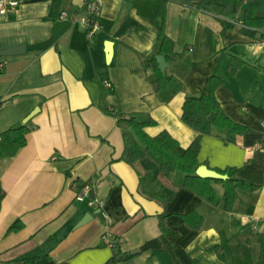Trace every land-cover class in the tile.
I'll return each instance as SVG.
<instances>
[{
  "label": "crops",
  "instance_id": "0c3cea01",
  "mask_svg": "<svg viewBox=\"0 0 264 264\" xmlns=\"http://www.w3.org/2000/svg\"><path fill=\"white\" fill-rule=\"evenodd\" d=\"M51 1L22 0L0 12V51L25 46L22 53L0 56V134L35 111L26 146L0 159L6 191L0 264L34 257V264H106L117 251L127 257L113 264H180L177 249L200 264H264V44L239 21L222 34L227 18L218 0H166V32L180 54L167 71L184 83L170 99L168 92L154 91L155 72L147 62L160 33L159 0H101L99 28L91 37L79 23L51 19ZM63 2L62 11L72 15L82 12L85 0ZM246 7L240 4L236 17ZM57 24L67 28L49 48H30L49 39ZM231 56L246 64L235 75L228 68ZM213 74L223 79L216 97L224 112L248 128L233 141L217 127L200 137V165L238 168L231 211L223 200L213 206L181 187L184 174H164L153 154L134 164L122 160V131L106 111L154 119L148 134L167 130L183 151L198 136L182 120L185 97L200 95ZM86 181L95 183L91 198L79 201ZM214 187L222 197V185ZM192 210L204 218L201 229L183 219ZM17 219L23 228L8 232ZM103 234L117 239V247Z\"/></svg>",
  "mask_w": 264,
  "mask_h": 264
},
{
  "label": "trees",
  "instance_id": "16d2710c",
  "mask_svg": "<svg viewBox=\"0 0 264 264\" xmlns=\"http://www.w3.org/2000/svg\"><path fill=\"white\" fill-rule=\"evenodd\" d=\"M64 0H52L50 3L49 16L54 21L60 19L62 5ZM223 7L220 14L224 16L222 34L235 27L237 21L245 23L247 30L244 32L255 41L264 42V0H218ZM243 2H247V7L242 11L239 17H236L238 7ZM166 0H159L158 9L155 17L160 19L161 27L154 51L148 56L147 62L154 70L155 77L150 81L154 91L157 94L168 92L170 99L184 91V83L176 76L167 72L163 73L159 69L157 55H163L170 65L176 61L180 54L176 52L175 41L166 32ZM67 25H58L54 28L51 37L38 44L32 45L33 50H44L49 48L58 37L65 31ZM245 64V61L237 56H231L229 60V72L235 75ZM203 87L202 93L198 96L187 95L182 108V120L198 136L193 139L190 145L179 150L178 141L168 132L162 130L155 135H150L146 131L147 127L154 126L155 120L152 118L144 119L142 114L134 112L120 114L115 110H108L115 116L117 125L122 131L124 138V151L122 160L129 164L144 160L153 154L160 159L159 170L166 175L180 172L184 174L181 187L196 192L204 201L213 206L222 204L225 211H231L238 198L237 187L240 180L237 178V167L228 166L226 168H212L217 172L227 176L226 179L205 178L199 176L196 171L200 166L198 155L201 148V135L212 134L215 127L227 130L230 133L228 139L233 141L235 136L244 134L248 128L233 119H231L221 107L217 97L216 90L223 84V79L213 74ZM112 84L109 85L111 89ZM29 131L28 123L14 125L0 134V159L12 157L27 144V133ZM214 184H221L224 188V194L220 197L214 187ZM258 186L251 185L255 190ZM6 196V191L2 186L0 179V203ZM160 227L162 232H167L164 224V216L160 215ZM184 221L192 228L201 229L204 224L203 216L196 210H192L183 215ZM23 222L17 219L8 232L20 231L23 228ZM117 247V245L115 246ZM114 247V248H115ZM175 254L180 264H200L192 258L186 250L177 249ZM130 257V255H128ZM38 258H23L24 264H34ZM121 260L120 251L113 254L106 264H113Z\"/></svg>",
  "mask_w": 264,
  "mask_h": 264
},
{
  "label": "built area",
  "instance_id": "2783aa9c",
  "mask_svg": "<svg viewBox=\"0 0 264 264\" xmlns=\"http://www.w3.org/2000/svg\"><path fill=\"white\" fill-rule=\"evenodd\" d=\"M21 1L22 0H0V12L6 13L12 9H15ZM101 11V0H85L82 7V12L80 14L71 15L69 12L62 11L60 14V19L68 20L71 23L81 24L82 27L85 28L87 35L91 37L99 28L98 18L101 15ZM262 43L264 44V42ZM1 66L2 65L0 64V68ZM94 185L95 183L93 181L84 182V184L79 189L76 199L79 201H83L86 198L90 199ZM94 202L95 200H91L90 203L93 204ZM102 237L110 246L115 247L118 244V240L109 238L108 234H103Z\"/></svg>",
  "mask_w": 264,
  "mask_h": 264
},
{
  "label": "water",
  "instance_id": "95a60500",
  "mask_svg": "<svg viewBox=\"0 0 264 264\" xmlns=\"http://www.w3.org/2000/svg\"><path fill=\"white\" fill-rule=\"evenodd\" d=\"M106 55H107V60L110 63L111 59H112V55H113V43L112 42H107L106 44ZM25 50V46H19L16 48H13L10 50H4V51H0V56H7V55H15V54H19L24 52ZM158 64H159V69L165 73L167 72L168 67L170 66L165 57L163 55H157L156 56ZM35 114V111H33L29 116H27V118L24 119V123H27ZM1 139V137H0ZM196 173L201 176V177H205V178H214V179H226L227 176L224 174H221L219 172H217L216 170L208 167L207 165H200L196 171ZM90 218V216L87 214V216L84 218L82 223H86V221ZM135 251H132L131 254H133ZM127 257V255L121 256L122 259H125Z\"/></svg>",
  "mask_w": 264,
  "mask_h": 264
},
{
  "label": "rangeland",
  "instance_id": "374dc122",
  "mask_svg": "<svg viewBox=\"0 0 264 264\" xmlns=\"http://www.w3.org/2000/svg\"><path fill=\"white\" fill-rule=\"evenodd\" d=\"M241 11V10H240Z\"/></svg>",
  "mask_w": 264,
  "mask_h": 264
}]
</instances>
